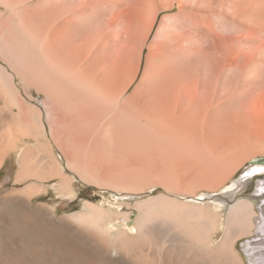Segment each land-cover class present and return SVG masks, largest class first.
I'll list each match as a JSON object with an SVG mask.
<instances>
[{"label": "rangeland", "instance_id": "obj_1", "mask_svg": "<svg viewBox=\"0 0 264 264\" xmlns=\"http://www.w3.org/2000/svg\"><path fill=\"white\" fill-rule=\"evenodd\" d=\"M4 1L12 10L25 14L21 22L31 31L36 30V36L42 34L44 40L56 19L55 36L50 34V42L40 43L46 47L43 55L47 63L60 68L61 78L71 73L72 80H76L72 123L67 125V118L53 111V119L47 122L48 109L43 103L46 96L35 88L26 90L22 77L10 70L9 59H0V69L9 78L15 76L20 98L24 102L28 99L47 122L49 136L41 142L48 145L65 175L45 180L44 197L34 202L47 211L45 249H76L91 264H136L121 253L122 242H137L138 249L145 246L151 249L152 256L154 249L184 251L187 244L191 248L186 247L184 252L214 249L224 236L234 204L259 196V185L264 183V178H250L244 181L238 197H229L231 191L237 190L235 183L245 176V170L254 160L264 157V0ZM3 9L0 6V12ZM5 17L0 21V50L6 49L10 34L4 25ZM27 57L37 62L32 55ZM120 116L129 119L130 131L139 127L151 131L154 125H160L178 140L177 145H182L179 151H166V161L158 162L165 173L171 172L174 182L169 189L160 184L129 192L102 186L85 181L69 166L65 140L71 136L84 155L93 156V166L101 174L142 167L141 155H117L111 149H96L102 138L113 146L116 138L123 137L115 128ZM27 145L37 142L22 143L0 169V199L15 190L12 185L20 169V151ZM221 156L228 158L230 166L218 163L219 168L216 158ZM210 163L217 172L220 170L217 176L225 172L228 177L235 170L237 176L215 191L216 175L208 174L212 178H203L210 186L206 187L202 180L205 187L199 188L201 184L194 179L197 165ZM66 179L67 185L58 189ZM251 201L258 210L254 220H263L259 208L264 199ZM147 202L153 207L149 213L144 208ZM90 204L102 212L93 236L80 219ZM140 204H144L143 208ZM178 204L200 208L215 219L218 229L201 238L198 232L206 220L201 223L203 218L176 211ZM147 217L150 231L155 229V233L172 242L162 247L155 243V235L139 236L137 227ZM128 229L132 230L130 234ZM237 235L232 253L238 264H249L243 251L251 236ZM187 255L183 253L182 257Z\"/></svg>", "mask_w": 264, "mask_h": 264}, {"label": "bare ground", "instance_id": "obj_2", "mask_svg": "<svg viewBox=\"0 0 264 264\" xmlns=\"http://www.w3.org/2000/svg\"><path fill=\"white\" fill-rule=\"evenodd\" d=\"M0 6L4 8L0 12V21H3L6 15H9L8 18L5 17L6 20H4V25L10 29L8 40L5 43L6 49L0 50V59L2 61L3 59H9L7 61H9L10 70H13L17 75L22 77V82L26 90L30 92L32 88H35L46 96V101H43V103L46 110L48 109L46 111L47 117L49 115L47 122L53 119L51 116L53 111L55 114L60 113L67 118L66 124L70 125L75 109V99L73 97L76 93V80H72L73 77L71 73H66L61 78L59 75V73H61L60 68L55 64L47 63L43 55L44 46L42 48L40 44L48 40L50 34L51 37L55 36L57 32L56 19L53 20V27L47 31L44 40L42 34L36 36V30L31 31L25 22H21V18H23L25 14L14 9L12 10L4 0H0ZM1 36L2 34L0 31V37ZM38 43L40 46H38ZM1 47L2 44L0 43V48ZM44 49H46V47ZM27 54L32 55V59H36L37 62L35 63L29 59ZM2 69H0V169L5 166L10 154L17 151L22 143L34 140L37 142V145H27L20 151V169L12 185L15 190L5 194L0 199V264H91L89 260L76 249H45L44 242L46 236L44 232V220L47 211L45 207L34 202L42 200L44 197V181L47 179L59 178L62 173L59 163L53 153L50 152L48 145L41 142L42 138L49 136L50 130L48 129L47 122L38 114L35 107L29 104L28 99V101L25 100L26 102H24L23 98H20L21 89L15 85V76H11L13 78V81H11V77L9 78L5 70ZM85 93H87V91ZM84 96H86V94ZM123 117L124 116L118 117L115 125L118 132L123 134V137L116 138L115 145L113 146L106 144L107 139L102 138L96 143V149L99 151L111 149L113 153L117 155H141L143 161L142 167L134 170L124 168L122 170L109 172L104 171L106 173L102 174H107L104 177L97 167L93 166L91 161L93 156L84 155L82 149L71 136L67 137L65 140V146L70 155L68 160L69 166L78 172L85 181L102 186L114 187L129 192L135 190L140 191L145 189V187H154L160 184L165 185L169 189V185L174 182L172 181V176H170L171 172L168 168L167 172H170V175L169 173H165L166 171L162 169L163 167L158 166V162L162 164L166 161V151L169 149L179 151L182 145H177L178 143L175 142L176 139L171 135L172 133L167 130V128L160 125H154L151 131L150 129L140 128L139 126L138 130L130 131V124H128L129 119ZM137 157L140 158L139 156ZM216 159L217 165L218 163L224 165L230 164L226 156H221ZM230 159L232 158L230 157ZM170 160L167 159V161ZM221 167L224 166L222 165ZM227 167L228 166H225L224 168ZM214 168L215 167H213L211 163L207 165H197L194 179L198 181V185H202H200L199 188L204 186L202 182H205L203 178L205 175V178H212L213 175H216L215 183L217 186L215 191H219L227 186L229 181L236 175V170L228 177L227 175H229V173L222 172L225 174L223 176L227 177V179L223 180L222 175V177L217 176L220 170L218 169L217 172V169ZM245 171L247 172L245 176H243L239 182L235 183L237 184V190L234 189L235 191H231L230 194L227 193L231 199L238 197V191L240 190L241 192L243 187H245V185H243L244 181L246 182L250 178L251 180L260 179L261 181V179L264 178V163H252ZM208 174L212 176L208 177ZM64 176L62 175V177ZM31 178L33 180L32 182H30ZM53 182H55V180ZM67 183L68 179L59 184L57 188L65 187ZM205 184H207L205 185L206 187L210 186L206 182ZM213 184L214 181L212 185ZM194 185L196 184L194 183ZM19 186H22V188L16 189ZM2 189L3 187L0 186V191ZM258 194L259 196H252L249 200L241 199L234 204L229 214L230 216L224 231V236L220 243L216 244L215 248L211 251H202L203 253H200L195 249H189L188 252H184L186 247L191 248L190 245L187 244L186 247H184V251H178V248L175 250L154 249V251L152 250L154 252L152 256L150 252L151 249L145 246L138 249L139 247H136L137 242L135 243L133 241L127 244L122 242L119 245L120 251L124 257H128L136 264H189L191 262H199L198 264H238L232 253V247L239 233L240 235L248 234L251 236L244 245L248 263L264 264V203H262L263 205L259 208V211L263 214V220L260 218H257L258 220L255 219L256 221H260V223H258L259 225H257L254 216L258 214V210L251 201L254 199H262L263 201L264 183H262L261 186L259 185ZM143 205L141 206L140 204V208H143ZM144 208H146L147 213H149L153 208L151 202H147ZM87 209V212L81 215L80 219L89 227V234L93 236L96 235L97 231L95 232V229L101 219L102 212L91 204ZM175 210L182 213L187 212L193 217L195 215L199 218H203L201 223L205 220L207 221L203 223L200 232L197 231L201 238L206 236L207 233L214 232L218 229L215 219L212 216L205 215L200 208L196 210L191 206H182L178 204ZM150 227V217H147L137 227V234H139V236L155 235V243L162 245V247L167 241H171L155 233V229L154 231H150ZM128 230L127 233L130 234L132 230ZM179 248L183 249V246ZM183 253L188 255L184 258L182 257Z\"/></svg>", "mask_w": 264, "mask_h": 264}, {"label": "water", "instance_id": "obj_3", "mask_svg": "<svg viewBox=\"0 0 264 264\" xmlns=\"http://www.w3.org/2000/svg\"><path fill=\"white\" fill-rule=\"evenodd\" d=\"M253 163H264V157L257 158L256 160L253 161ZM133 220H134V218H133ZM128 225H131V222H129ZM243 254H244L246 261L248 262V257L246 255L245 251H243Z\"/></svg>", "mask_w": 264, "mask_h": 264}]
</instances>
